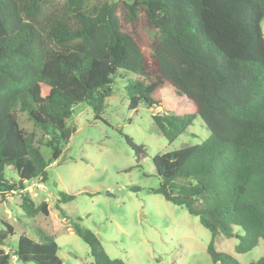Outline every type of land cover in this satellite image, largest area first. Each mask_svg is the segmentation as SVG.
<instances>
[{
  "label": "trees",
  "instance_id": "16d2710c",
  "mask_svg": "<svg viewBox=\"0 0 264 264\" xmlns=\"http://www.w3.org/2000/svg\"><path fill=\"white\" fill-rule=\"evenodd\" d=\"M263 20L264 0H0V200L19 194L27 217L48 216L47 203L36 205L26 185L46 182L75 131L73 108L85 104L99 119L123 79L129 110L151 109L169 142L197 117L210 132L199 145L152 157L159 183L149 192L199 218L212 236L214 264H237L214 241L236 237L239 254L264 241ZM164 95L190 110L171 112ZM19 113L48 137L50 160L19 126ZM124 138L140 167L145 147ZM74 199L59 194L56 210L89 247L92 264H125L66 216L61 205ZM4 226L0 264H61L56 242L41 230L38 242L22 235L7 252L14 231ZM250 264H264V255Z\"/></svg>",
  "mask_w": 264,
  "mask_h": 264
},
{
  "label": "rangeland",
  "instance_id": "374dc122",
  "mask_svg": "<svg viewBox=\"0 0 264 264\" xmlns=\"http://www.w3.org/2000/svg\"><path fill=\"white\" fill-rule=\"evenodd\" d=\"M261 29L264 38V20ZM124 82L116 80L113 95L99 119H95L93 111L85 104L73 108L68 125L75 131L69 141L62 144L59 159L47 167L46 182L34 180L26 185L24 193L36 205L47 203L48 216L27 217L20 209L22 196L19 194L0 200V230H5V223L14 231V235L5 240L3 247L7 252L16 250L22 235L38 242V230H41L56 242L61 264H92L89 247L74 234L71 222H65L56 210L59 194L65 193L75 196L73 201L61 205L66 216L100 238L110 259L125 264H214L207 253L212 236L199 218L161 195L149 192L159 183L152 157L199 145L210 132L197 117L184 133L169 142L153 123L151 109L141 104L137 110H129ZM164 97L168 99L166 104L171 112H183L178 108L181 106L185 107V112L190 110L185 102L169 95ZM18 122L22 130L32 135L45 160H50L51 150L46 146L48 137L34 127L25 113L18 114ZM125 135L145 147L147 156L140 167L125 142ZM6 178L18 180L12 171L6 172ZM233 232L243 235L238 227H233ZM237 244L236 237L219 236L214 241L216 250L231 255L237 264H250L264 255L262 239L243 254L236 252ZM12 262L16 260L13 258Z\"/></svg>",
  "mask_w": 264,
  "mask_h": 264
},
{
  "label": "water",
  "instance_id": "95a60500",
  "mask_svg": "<svg viewBox=\"0 0 264 264\" xmlns=\"http://www.w3.org/2000/svg\"><path fill=\"white\" fill-rule=\"evenodd\" d=\"M98 240H100V238H98Z\"/></svg>",
  "mask_w": 264,
  "mask_h": 264
},
{
  "label": "built area",
  "instance_id": "2783aa9c",
  "mask_svg": "<svg viewBox=\"0 0 264 264\" xmlns=\"http://www.w3.org/2000/svg\"><path fill=\"white\" fill-rule=\"evenodd\" d=\"M15 259V258H14ZM16 260V259H15Z\"/></svg>",
  "mask_w": 264,
  "mask_h": 264
}]
</instances>
